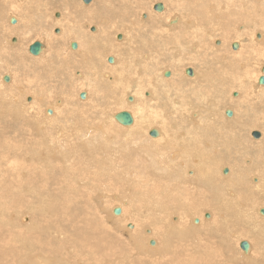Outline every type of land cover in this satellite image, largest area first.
Instances as JSON below:
<instances>
[{
    "label": "bare ground",
    "instance_id": "bare-ground-1",
    "mask_svg": "<svg viewBox=\"0 0 264 264\" xmlns=\"http://www.w3.org/2000/svg\"><path fill=\"white\" fill-rule=\"evenodd\" d=\"M76 1L0 0V264H264V0Z\"/></svg>",
    "mask_w": 264,
    "mask_h": 264
},
{
    "label": "water",
    "instance_id": "water-1",
    "mask_svg": "<svg viewBox=\"0 0 264 264\" xmlns=\"http://www.w3.org/2000/svg\"><path fill=\"white\" fill-rule=\"evenodd\" d=\"M89 1L90 0H83V2H89ZM154 8L156 10H161L162 5L160 3H157V4L154 5ZM14 21H15L14 18H11L10 19V22H14ZM13 40H14V38H13ZM71 47L72 48H76V43L75 42H72L71 43ZM232 47L233 48H236L237 47V44L236 43L232 44ZM41 48H42V43L39 42V41H35V42H33L32 44L29 45L28 51L31 54H33V55H38L40 53V51H41ZM108 61L111 62L112 61V58H108ZM261 70L264 71V68H261ZM186 73L187 74H191L192 73L191 69H187L186 70ZM3 80L4 81H8L9 80V77L7 75H4L3 76ZM258 83H260V84H263L264 83V77L263 76H260L258 78ZM84 95H85L84 92H81L80 93V97L81 98H84ZM47 112H50V110L48 109ZM230 114H231L230 111L229 110H226V115H230ZM113 116H114V119L117 122H119L120 124H123V125H130L133 122V116H132L131 112L130 111H127V110L118 111V112L114 113ZM150 134L153 135V136H155V135H157V131L155 129H152L150 131ZM261 212H264V208L261 209ZM112 213L114 215H119V213H120V207L119 206H115L113 208V210H112ZM205 216H208V215L206 214ZM194 222H197V219H194ZM130 226H131V224L128 225V227H130ZM149 244H154V240L153 239H150L149 240ZM240 248L243 251L247 252L248 249H249V245H248L247 242L241 241Z\"/></svg>",
    "mask_w": 264,
    "mask_h": 264
},
{
    "label": "rangeland",
    "instance_id": "rangeland-1",
    "mask_svg": "<svg viewBox=\"0 0 264 264\" xmlns=\"http://www.w3.org/2000/svg\"><path fill=\"white\" fill-rule=\"evenodd\" d=\"M78 1H80V3L82 2L83 3V1L82 0H77L75 3H77L78 5H79V3H78ZM54 15H57L56 13L54 14ZM55 29H57V27H55L53 30H52V32L53 33H55ZM33 35V34H32ZM118 36V35H117ZM35 37H33V36H30V38L29 39H27V41H25L26 43H30V41H32L33 39H34ZM31 39V40H30ZM34 40H36V39H34ZM39 40V39H38ZM22 57L20 58L21 60H22V63L26 66L25 68H23V66H21L22 64H19V67L17 66V65H14L15 66V70L16 71H18L19 70V73H17L18 74V76H20V74H21V78H20V80L22 79L23 80V78H24V76H26L25 74L26 73H29V75L30 74H33V73H35L36 72V70L34 71V69H37V68H35L36 66H34L35 64L30 60V62H28L27 60H29V59H25L24 57H25V55H21ZM23 58H24V60H23ZM27 58V57H26ZM25 61V62H24ZM26 64H29L30 65V67H27V65ZM34 64V65H33ZM28 65V66H29ZM13 66V67H14ZM32 66V67H31ZM16 67H17V69H16ZM34 67V68H33ZM20 68H23V69H21V71H20ZM30 68H31V71H30ZM26 69H29L28 71L26 70ZM32 70L34 71L33 73H32ZM23 71L24 72H26V73H24L23 74ZM37 71H38V69H37ZM21 72V73H20ZM259 74H262V73H259ZM51 90V89H50ZM49 90V88H48V91H50ZM51 92V91H50ZM52 93V92H51ZM28 98H30V96H28V97H26V99H28ZM118 107V106H117ZM116 107V105L115 106H113V108H112V111H117V110H119L121 107H119L118 109H116L117 108ZM251 138V137H250ZM229 166V165H228ZM229 168V167H228ZM107 188H106V190L107 191H109V192H112V191H116V192H118L119 191V188L117 187V188H112V187H109V186H106ZM118 189V190H117ZM115 193V192H114ZM112 194V193H111ZM112 203H113V199H112V197H109V199H108V204H111L112 205ZM118 206V205H117ZM112 215H114V214H112ZM115 216V215H114ZM119 216V215H118ZM21 221L20 222H23L24 220H25V218L23 217V218H21L20 219ZM130 222V224H131V221H129ZM128 224V223H127ZM130 227H126L125 229L126 230H128ZM146 229V228H145ZM130 230V229H129ZM147 234H149L148 232H146ZM119 264V263H118Z\"/></svg>",
    "mask_w": 264,
    "mask_h": 264
}]
</instances>
